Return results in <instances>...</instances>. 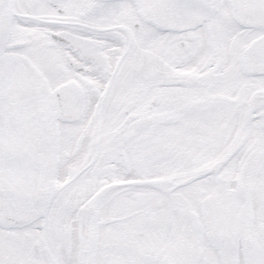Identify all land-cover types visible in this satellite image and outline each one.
<instances>
[{
  "label": "snow or ice",
  "instance_id": "6c2138e0",
  "mask_svg": "<svg viewBox=\"0 0 264 264\" xmlns=\"http://www.w3.org/2000/svg\"><path fill=\"white\" fill-rule=\"evenodd\" d=\"M0 264H264V0H0Z\"/></svg>",
  "mask_w": 264,
  "mask_h": 264
}]
</instances>
